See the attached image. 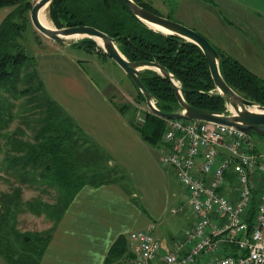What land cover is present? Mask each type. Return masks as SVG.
I'll return each mask as SVG.
<instances>
[{
  "label": "trees",
  "instance_id": "trees-1",
  "mask_svg": "<svg viewBox=\"0 0 264 264\" xmlns=\"http://www.w3.org/2000/svg\"><path fill=\"white\" fill-rule=\"evenodd\" d=\"M135 1L158 13L142 0ZM1 5H9L11 10L0 21V169L10 185V189L0 193V255L8 264H39L56 224L77 191L86 184L117 182L124 173L110 163V155L88 138L48 93L36 61L30 60L20 39L29 26L28 13L33 4L28 0H0ZM48 9L56 27L77 24L97 27L118 38L119 48L127 59L156 60L165 66L181 82L188 103L226 112V100L216 90L207 60L195 43L147 27L129 16L117 0H52ZM74 46L105 54L91 38H84ZM217 50L221 55L219 70L225 81L239 94L264 105V77ZM140 78L156 98L160 110L181 109L164 76L145 69ZM130 80L139 100L145 102ZM117 108L122 112L131 109L126 103ZM131 115L129 121L141 138L151 145H161L165 118L147 109L144 122L139 125ZM15 120L17 123L11 128ZM26 183L44 191L45 187L55 186L56 200L52 203L42 198L23 200L22 188ZM25 208L34 214L43 213L52 220L51 226L43 230L19 229L16 216ZM131 256L127 236L120 234L109 247L103 264H129Z\"/></svg>",
  "mask_w": 264,
  "mask_h": 264
},
{
  "label": "crops",
  "instance_id": "crops-1",
  "mask_svg": "<svg viewBox=\"0 0 264 264\" xmlns=\"http://www.w3.org/2000/svg\"><path fill=\"white\" fill-rule=\"evenodd\" d=\"M142 1L154 7L153 0ZM168 5L165 10L174 9L186 19L184 24L197 20L204 30L201 34L214 47L244 65L248 62L249 69L255 68L252 62L264 61V0H179L174 6ZM45 44L47 49L36 52L34 58L47 91L87 137L110 155V163L119 166L124 177L99 186L86 184L77 191L56 224L39 264H103L118 235L127 236L151 224L154 235L167 216H193L183 225L184 236L195 220L184 206L186 194L183 191L185 197L176 196L171 168L160 161L159 147L141 138L129 121L131 111L117 108L122 103L119 104L118 92L111 89L120 88L112 81L97 84L82 68L79 58L56 42ZM128 182L130 190L126 189ZM134 197L144 205L143 213L132 200ZM175 207L178 212L172 211ZM138 224L144 227L136 228ZM170 242L165 248L160 244L161 248H172ZM0 264H8L1 255Z\"/></svg>",
  "mask_w": 264,
  "mask_h": 264
},
{
  "label": "built area",
  "instance_id": "built-area-1",
  "mask_svg": "<svg viewBox=\"0 0 264 264\" xmlns=\"http://www.w3.org/2000/svg\"><path fill=\"white\" fill-rule=\"evenodd\" d=\"M161 142L160 161L174 169L195 220L165 250L153 224L130 231L128 263L264 264V152L236 127L184 118L165 119Z\"/></svg>",
  "mask_w": 264,
  "mask_h": 264
},
{
  "label": "water",
  "instance_id": "water-1",
  "mask_svg": "<svg viewBox=\"0 0 264 264\" xmlns=\"http://www.w3.org/2000/svg\"><path fill=\"white\" fill-rule=\"evenodd\" d=\"M51 1L36 0L33 3L30 10V20L34 28L47 38L63 45L74 46V43L84 38L93 39L101 50L130 76L143 94L146 106L154 114L163 118H184L230 125L244 131L249 136L252 133L264 135V105L239 94L225 81L219 70L221 55L203 34L183 23L145 8L135 0H117L129 16L147 27L164 34L180 36L198 45L207 60L216 90L225 98L229 112L210 110L188 103L183 96L184 88L181 82L165 66L156 60L127 59L119 48L118 38L97 27L87 24L62 27L44 25L39 18V11L43 6H48ZM152 25L157 26V28ZM99 38L102 41L101 44L97 41ZM145 69H152L160 73L170 82L181 109L175 112H164L158 108L156 98L141 81L140 73Z\"/></svg>",
  "mask_w": 264,
  "mask_h": 264
},
{
  "label": "rangeland",
  "instance_id": "rangeland-1",
  "mask_svg": "<svg viewBox=\"0 0 264 264\" xmlns=\"http://www.w3.org/2000/svg\"><path fill=\"white\" fill-rule=\"evenodd\" d=\"M28 1L31 2V4H33L36 0H28ZM178 2L179 0H153L152 4L154 8L156 9V11L158 12V14L168 15L167 17L171 18L172 20L183 23L182 21H186V19L182 15L181 16L177 15L174 9H172L171 12H167L165 10V8L169 6L168 5L169 3L170 5L174 6L178 4ZM163 3H165V5H163ZM210 3H214V2H210ZM9 10H11V7L9 5L0 6V21ZM45 14H46V17L50 20V22L54 25V23L49 17L48 6L46 7ZM28 15L30 19V10H29ZM191 23L189 25L191 26L193 25L192 27L194 30H196L199 33L204 32V30L202 29V27L200 26L197 20ZM20 41L22 45L24 46L28 56L30 57V60H35L34 56L36 52L47 49V45L45 44V42H51V41L55 42L47 38L46 36H44L39 31H37L32 25L31 20H30L29 26L24 30L23 34L21 35ZM56 43L59 46L64 47L65 48L64 50L68 52L69 54H71L73 57L79 58L80 59L79 63H81L82 68L89 75V77L93 78L97 82V84L99 83L105 84L107 81H112L118 88H120V90L113 88L111 89V91L113 90L116 94L118 92L119 104L126 103L127 105L130 106L131 109H129V111L133 113V118L135 122L137 123L136 117H137L138 112L141 111L145 113L148 108L144 101L139 100L137 90L134 87L128 75L112 58H110L109 56H106L105 54L98 53V51L88 50L84 47L63 45L58 42ZM261 60H264V48H261ZM244 63L245 65H247V67H250L251 65L248 62H244ZM252 63H255V66H254L255 68L251 67L250 69H253L259 75L264 74L263 72L264 71V61L263 62H252ZM16 123H17V120L11 123L10 127L11 128L14 127ZM142 123H137V124L141 125ZM250 139L252 140L254 144V149L256 152H264V136H260L257 133H252L250 135ZM0 155H1V152H0ZM165 166H169V165H165ZM169 167L171 168V170L169 171L171 174V185L172 187L175 188L176 196L185 197L183 194L184 190L182 189L178 179L175 176L174 169L171 166ZM5 178H6L5 174H3V172L0 169V193L10 189V185L5 180ZM130 183L129 182L126 183L127 190L131 189ZM23 186L24 187L22 188V199L25 201L31 200L34 198H42L43 200L52 203L56 200V196L58 194V190L55 186L45 187L46 191H44L43 189H39L38 187L29 186L27 183L23 184ZM132 200L143 213V209H145V207L141 203V200L138 197H134ZM16 217H17V226L21 230H43L44 228L45 229L49 228L52 224V220L49 219L47 216H45L43 213L34 214L26 208L21 210V212L19 213V216H16ZM192 217L193 216H184V217L167 216V220L162 222V224H159L156 229V234L154 233L155 237L158 239L162 247L163 245H164V248L167 247L170 241L174 245L176 241L180 240L183 237L182 236L183 233L181 232L183 229V225L187 224L188 221H190ZM140 227H144V226H141L140 224L136 226V228H140Z\"/></svg>",
  "mask_w": 264,
  "mask_h": 264
},
{
  "label": "bare ground",
  "instance_id": "bare-ground-1",
  "mask_svg": "<svg viewBox=\"0 0 264 264\" xmlns=\"http://www.w3.org/2000/svg\"><path fill=\"white\" fill-rule=\"evenodd\" d=\"M46 7L47 6H43L40 11H39V18L41 20V22L46 25V26H53V24L50 22V20L46 17V14H45V10H46ZM153 27L157 28V26L155 25H152ZM98 43L101 44L102 41L101 39H97ZM256 108V107H255Z\"/></svg>",
  "mask_w": 264,
  "mask_h": 264
}]
</instances>
